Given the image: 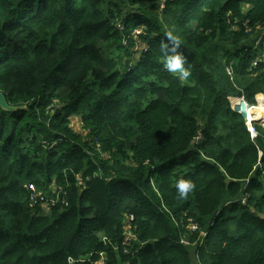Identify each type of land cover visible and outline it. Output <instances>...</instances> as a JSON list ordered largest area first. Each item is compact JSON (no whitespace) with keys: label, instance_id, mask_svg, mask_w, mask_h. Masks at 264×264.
<instances>
[{"label":"trees","instance_id":"obj_1","mask_svg":"<svg viewBox=\"0 0 264 264\" xmlns=\"http://www.w3.org/2000/svg\"><path fill=\"white\" fill-rule=\"evenodd\" d=\"M0 91V264H264V0H0Z\"/></svg>","mask_w":264,"mask_h":264},{"label":"clouds","instance_id":"obj_2","mask_svg":"<svg viewBox=\"0 0 264 264\" xmlns=\"http://www.w3.org/2000/svg\"><path fill=\"white\" fill-rule=\"evenodd\" d=\"M160 51L165 57V63L163 67L167 72L173 75L178 74V78L181 80H186L191 75L190 69L185 67L187 63V58L183 55L181 51V40L177 35H174L172 31L165 32L164 38L161 40L160 43ZM258 103H259V99H258ZM249 105L251 106V104ZM194 188L195 185L190 179L178 180L176 183L177 198L178 199L187 198L189 193L193 191Z\"/></svg>","mask_w":264,"mask_h":264},{"label":"built area","instance_id":"obj_3","mask_svg":"<svg viewBox=\"0 0 264 264\" xmlns=\"http://www.w3.org/2000/svg\"><path fill=\"white\" fill-rule=\"evenodd\" d=\"M236 101H235V106H236V110L241 113L244 118L246 119V122H247V125H248V129L249 131L251 132L252 136L255 137L258 135V131L256 130L255 126L253 125V120L250 121L249 119H247V116L246 115V109L250 106L249 103L246 101L245 99V96H239V97H236L235 98ZM237 102L241 103L243 108H244V111H242L241 109H239L237 106L239 105V103L237 104ZM32 189H34V186H30ZM33 200L37 201V196H33ZM40 201H43L44 198L43 197H40L39 198ZM54 203V202H53Z\"/></svg>","mask_w":264,"mask_h":264},{"label":"bare ground","instance_id":"obj_4","mask_svg":"<svg viewBox=\"0 0 264 264\" xmlns=\"http://www.w3.org/2000/svg\"><path fill=\"white\" fill-rule=\"evenodd\" d=\"M240 104V103H239ZM242 108V111H244V108L243 106H241ZM263 108H247L246 109V116H247V119H249L250 121L254 120V119H262L264 120L263 118Z\"/></svg>","mask_w":264,"mask_h":264},{"label":"rangeland","instance_id":"obj_5","mask_svg":"<svg viewBox=\"0 0 264 264\" xmlns=\"http://www.w3.org/2000/svg\"><path fill=\"white\" fill-rule=\"evenodd\" d=\"M237 96H233V95H231V96H229V98H230V102H231V106H232V108L233 109H237L236 108V106H235V101H236V98ZM256 104H258V95L256 96V102H255V104L254 105H256ZM238 107V106H237ZM239 107H240V105H239ZM264 110V109H263ZM263 118H264V111H263ZM75 119L78 121V118H76L75 117ZM263 121V120H262ZM264 123V122H263ZM264 125V124H263ZM75 128L77 129V130H79L80 132L81 131H83V127H82V125L80 124V123H75ZM48 196V195H47ZM48 199H49V201L50 202H55L56 200L55 199H51V197L50 196H48Z\"/></svg>","mask_w":264,"mask_h":264},{"label":"water","instance_id":"obj_6","mask_svg":"<svg viewBox=\"0 0 264 264\" xmlns=\"http://www.w3.org/2000/svg\"><path fill=\"white\" fill-rule=\"evenodd\" d=\"M0 104L3 108L7 110H15L17 107L11 106L3 92L0 91ZM246 116V115H245ZM254 122L264 124L262 119H254Z\"/></svg>","mask_w":264,"mask_h":264}]
</instances>
